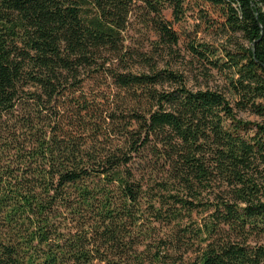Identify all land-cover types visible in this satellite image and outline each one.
Listing matches in <instances>:
<instances>
[{"label":"trees","instance_id":"1","mask_svg":"<svg viewBox=\"0 0 264 264\" xmlns=\"http://www.w3.org/2000/svg\"><path fill=\"white\" fill-rule=\"evenodd\" d=\"M137 1L264 118V0H0V264H169L180 232L201 240L192 264H264V121L170 69L113 67ZM200 206L196 229L172 222Z\"/></svg>","mask_w":264,"mask_h":264},{"label":"rangeland","instance_id":"2","mask_svg":"<svg viewBox=\"0 0 264 264\" xmlns=\"http://www.w3.org/2000/svg\"><path fill=\"white\" fill-rule=\"evenodd\" d=\"M140 5L139 1L135 3V7L132 8L128 15V22L122 31L126 61L118 62L113 59V67L131 69L136 72L149 71L151 68L170 69L181 75L183 83L187 87L192 89L212 88L221 91L228 98L238 116L248 120L264 121L263 117L245 109L242 95L234 87L235 80L239 76L227 70H218L209 65L208 62L202 61L193 55L182 39L174 45L165 44L159 38L155 29L151 27V23L142 21ZM162 16L173 21L171 10L166 6L162 11ZM199 37L201 40H210L215 45H221L222 43L227 45L225 36L214 33H200ZM161 85L164 88H170L175 83L163 81ZM159 174L156 175L157 180L161 179ZM148 178L152 183L156 180L154 175ZM201 208L202 206L192 211L191 216L185 210L181 213L179 220L173 219L172 222H180L182 226L189 224L196 229L198 223L203 222L204 216L207 214ZM144 212L146 214L144 222H154V227L151 228V239L156 243V248L161 254L166 251L170 252L171 248L168 243L171 242L168 237L171 232V226L166 223L170 221L164 219L155 220L152 213H148L147 210ZM256 240L264 242V234H251L250 242L253 243ZM177 244L178 247L174 250V257L169 264H192L201 246V240H198V237L193 232L186 234L180 232Z\"/></svg>","mask_w":264,"mask_h":264}]
</instances>
